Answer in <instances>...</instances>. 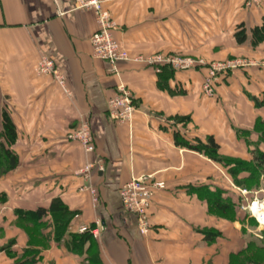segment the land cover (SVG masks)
<instances>
[{
  "label": "crops",
  "instance_id": "0c3cea01",
  "mask_svg": "<svg viewBox=\"0 0 264 264\" xmlns=\"http://www.w3.org/2000/svg\"><path fill=\"white\" fill-rule=\"evenodd\" d=\"M103 2L117 26L115 38L133 60L163 53L250 63L221 75L216 96L207 97L206 67L176 71L164 65L159 72L145 62L113 67L94 57L97 17L78 0H0V130L7 115L17 129L11 149L19 157L18 167L0 178V264L18 263L29 249L39 251L36 264H230L249 239L243 218L238 208L234 220L211 213L206 193L221 189L237 204L233 178L220 163L177 145L175 133L192 142L213 136L222 154L252 158L242 131L253 132L256 120H264V40L252 42V30L264 24V4ZM243 28L248 38L240 44L236 33ZM43 56L66 76L70 95L52 75L37 72ZM120 84L135 96L132 124L110 116L107 103ZM176 117L191 120L177 123ZM83 120L91 126L93 153L68 139ZM97 160L103 169L94 167L88 180L81 170ZM147 175L167 186L153 198L151 229L144 234L136 214L124 207L120 189ZM88 184L96 188V200L83 190ZM54 201L79 218L62 234L48 213L41 219L44 239L35 244L20 217L25 221L26 211L49 209ZM97 223L93 247L76 245L72 236L79 235L78 228ZM209 229L222 236L209 242Z\"/></svg>",
  "mask_w": 264,
  "mask_h": 264
},
{
  "label": "built area",
  "instance_id": "2783aa9c",
  "mask_svg": "<svg viewBox=\"0 0 264 264\" xmlns=\"http://www.w3.org/2000/svg\"><path fill=\"white\" fill-rule=\"evenodd\" d=\"M78 3L80 7L94 11L97 17L98 29L91 39L94 57L109 62L113 67L119 62L131 58L128 50L114 36V31L116 29L115 21L105 9L103 0H78ZM263 4L264 0H246L247 7H260ZM135 59L154 66L159 72L164 65H168L176 71L191 70L197 66L206 67L208 73L202 86V92L207 97H214L216 95V85L221 73L223 74L228 70L236 69L241 65L244 66V64H249L247 60L235 59L226 62H216L209 66L203 60L183 57L181 55H166L163 53L140 56ZM36 70L41 75H52L56 82L64 88L65 92L68 95L71 94L67 87L66 76L55 66L51 58L43 56L38 62ZM107 105L110 116L114 121L119 123H133L137 110L135 96L131 89L125 84H120L118 86L117 94L108 100ZM68 139L78 142L87 153H93L96 150L91 126L86 120L81 121L78 128L68 134ZM94 167H98V169L101 170L103 169L101 161L97 160L96 162L88 163L84 169L81 170L88 180L91 177V172ZM166 186L167 184L164 181H157L152 175L134 177L122 185L120 189L122 203L128 211L136 214L138 218V227L141 233L146 234L151 229L150 209L152 207L153 198L157 191L164 190ZM83 190L90 191L94 200L97 199V190L92 184L84 186ZM249 210L251 211V208H249ZM74 218H79V214H75ZM256 218L264 227V222L257 216ZM100 227V223H97L96 227L83 224L78 228V232L80 234L89 232L99 237Z\"/></svg>",
  "mask_w": 264,
  "mask_h": 264
},
{
  "label": "trees",
  "instance_id": "16d2710c",
  "mask_svg": "<svg viewBox=\"0 0 264 264\" xmlns=\"http://www.w3.org/2000/svg\"><path fill=\"white\" fill-rule=\"evenodd\" d=\"M237 40L240 44L247 41L248 34L243 28L237 33ZM253 44L257 45L259 42L264 40V24L261 27H256L252 30ZM170 67V66H168ZM257 105L259 101L255 98ZM176 122H190V117H176ZM261 136V142L264 143V120L259 118L256 120L254 130ZM253 133L251 131H242L243 136L246 138L247 143L251 146L248 141V137L245 134ZM17 138V129L13 122L4 116L3 128L0 130V178L14 170L19 165L18 155L11 149L13 143ZM175 141L179 146L187 147L191 150L201 152L207 158L220 163L223 165L228 173L233 177L234 181L241 187H246L247 184L253 182H260L262 176H264V149L259 146L255 148L250 147V153L252 158L250 160L243 159L240 157H233L229 155L222 154L220 151V145L216 142L213 136H208L205 141L202 139H196L194 142L185 139L180 135L179 131L175 133ZM247 174V176H242V174ZM207 201L209 204V211L213 214H217L226 219H236V204L232 201L230 197L224 196V191L221 189H215L214 191L208 190L206 193ZM53 214L55 232L64 234L69 226L71 219L76 213L71 212L67 206H65L60 201H54L49 209L39 208L34 211H26L24 213L25 221L21 220L19 224L23 226L26 231L30 234L32 242L39 244L41 241L39 238L41 236L40 231L43 228V223L41 219L48 213ZM253 223L254 218H251ZM245 224L246 219L241 220ZM31 226V227H30ZM244 230V228H243ZM245 231V230H244ZM209 242L215 240L218 236H222L220 231H215L212 229L205 230ZM264 233V232H263ZM91 233H85L79 235H73V240L79 247L85 246L86 243H90V248L94 245V240ZM44 239V238H43ZM259 240V239H258ZM256 239L249 240L245 247L241 249L237 254H233L230 259V264H264V239L258 241ZM42 243V242H41ZM46 247V242H44ZM90 250V249H89ZM39 251L36 249H29L28 254L24 255L22 259L16 264H36L38 260Z\"/></svg>",
  "mask_w": 264,
  "mask_h": 264
},
{
  "label": "rangeland",
  "instance_id": "374dc122",
  "mask_svg": "<svg viewBox=\"0 0 264 264\" xmlns=\"http://www.w3.org/2000/svg\"><path fill=\"white\" fill-rule=\"evenodd\" d=\"M244 3H245V6H247L246 5V0H245ZM253 7H256V6H253ZM115 28H117L116 23H115ZM148 56H150V55H148ZM138 57H140V56H138ZM194 59L205 61V59H203V58H194ZM235 59H243V60H245L244 58H239L238 57V58H233V59H225V60H218V61H211V62L205 61V62L209 66H211L212 64H214L216 62H226V61L235 60ZM129 60H133V58L131 57V58H129L126 61H129ZM133 61L140 62L139 60L137 61L136 59L133 60ZM248 63H250V62L248 61ZM244 66H245V64H244ZM197 67H195V68H197ZM202 67H204V66H202ZM239 67H242V65L239 66ZM233 70H235V69H233ZM233 70H228L226 73H223V74H227V73H229L230 71H233ZM223 74L221 73L219 75V78ZM253 132L256 133L255 131H253ZM256 134H257V136H253V138H252V133L245 134V136L248 137V141L251 143V146L248 145L249 148L250 147L251 148H255V146H259L261 149H264V143L261 142V136L259 135V133H256ZM223 168H224V170L226 172L227 169L224 166H223ZM233 182L235 184L234 191L238 193V197H239L238 200L236 201L237 202L236 208H238L240 216L243 219L244 218L246 219L245 224H242V221H241L242 230L244 228L245 231L244 230L243 231H244V234L247 235V238H249L248 241L252 240V239H256V240L259 239L258 241H262V239H264V233H263L264 232V227L258 222L256 216L251 211L248 212L247 209L251 208V206L254 205V202H259V201L264 200V176H262V178L260 179L259 183H257V182L249 183V184L246 185V187L239 186L234 181V179H233ZM251 218H254L256 223H253Z\"/></svg>",
  "mask_w": 264,
  "mask_h": 264
},
{
  "label": "bare ground",
  "instance_id": "6f19581e",
  "mask_svg": "<svg viewBox=\"0 0 264 264\" xmlns=\"http://www.w3.org/2000/svg\"><path fill=\"white\" fill-rule=\"evenodd\" d=\"M251 211L255 214L261 221L264 222V200L255 202L253 206H251Z\"/></svg>",
  "mask_w": 264,
  "mask_h": 264
},
{
  "label": "water",
  "instance_id": "95a60500",
  "mask_svg": "<svg viewBox=\"0 0 264 264\" xmlns=\"http://www.w3.org/2000/svg\"><path fill=\"white\" fill-rule=\"evenodd\" d=\"M247 211H248V212H250V210H249V209H247Z\"/></svg>",
  "mask_w": 264,
  "mask_h": 264
}]
</instances>
